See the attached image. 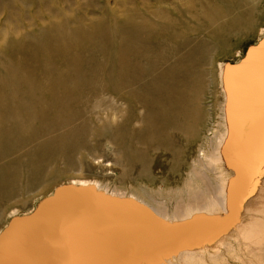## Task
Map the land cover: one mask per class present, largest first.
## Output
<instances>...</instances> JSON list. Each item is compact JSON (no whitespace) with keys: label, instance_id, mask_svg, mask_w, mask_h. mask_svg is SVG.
<instances>
[{"label":"rangeland","instance_id":"1","mask_svg":"<svg viewBox=\"0 0 264 264\" xmlns=\"http://www.w3.org/2000/svg\"><path fill=\"white\" fill-rule=\"evenodd\" d=\"M180 1L192 5L184 25L161 27ZM223 1L0 0L1 228L73 181L170 212L218 195L219 169L193 148L210 152L224 129L221 63L230 77L264 38V8L237 42L202 32L204 5L233 14Z\"/></svg>","mask_w":264,"mask_h":264},{"label":"bare ground","instance_id":"2","mask_svg":"<svg viewBox=\"0 0 264 264\" xmlns=\"http://www.w3.org/2000/svg\"><path fill=\"white\" fill-rule=\"evenodd\" d=\"M230 3L233 14L218 18L210 5H204L202 14L198 12V20L203 22L198 28L230 34L232 40L251 33L264 0ZM179 4L173 7L181 17L162 22L161 27L187 20L184 16L190 14L192 5L187 1ZM188 26L185 30L191 29ZM262 42L264 38L242 58L234 59L230 77L225 72L232 63H221L224 129L215 133L217 140L211 141L210 152L203 145L193 148L219 169L215 173L217 196L176 204L170 212L166 204H152L109 188L101 190L89 182L62 184L41 194L43 200L29 212L17 214L13 207L12 213L17 215L0 227V264H264ZM119 216L125 220L117 223Z\"/></svg>","mask_w":264,"mask_h":264},{"label":"snow or ice","instance_id":"3","mask_svg":"<svg viewBox=\"0 0 264 264\" xmlns=\"http://www.w3.org/2000/svg\"><path fill=\"white\" fill-rule=\"evenodd\" d=\"M261 46H262V48H264V42H262V45Z\"/></svg>","mask_w":264,"mask_h":264}]
</instances>
